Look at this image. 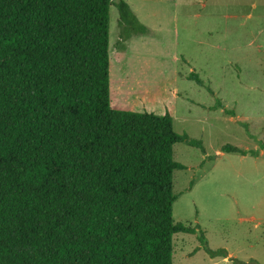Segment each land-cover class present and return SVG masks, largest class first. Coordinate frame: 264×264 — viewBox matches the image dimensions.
I'll return each instance as SVG.
<instances>
[{"label": "trees", "instance_id": "16d2710c", "mask_svg": "<svg viewBox=\"0 0 264 264\" xmlns=\"http://www.w3.org/2000/svg\"><path fill=\"white\" fill-rule=\"evenodd\" d=\"M113 5L146 31L125 0H0V264H174L197 233L174 220V146L202 142L113 105Z\"/></svg>", "mask_w": 264, "mask_h": 264}, {"label": "rangeland", "instance_id": "374dc122", "mask_svg": "<svg viewBox=\"0 0 264 264\" xmlns=\"http://www.w3.org/2000/svg\"><path fill=\"white\" fill-rule=\"evenodd\" d=\"M125 1L146 31L124 29L112 6L113 105L170 111L174 131L203 145L174 146L186 167L174 220L197 229L174 236V264H264V0Z\"/></svg>", "mask_w": 264, "mask_h": 264}, {"label": "crops", "instance_id": "0c3cea01", "mask_svg": "<svg viewBox=\"0 0 264 264\" xmlns=\"http://www.w3.org/2000/svg\"><path fill=\"white\" fill-rule=\"evenodd\" d=\"M220 154H222V152H219ZM232 255L231 254H229V255H227V257L226 258H230Z\"/></svg>", "mask_w": 264, "mask_h": 264}]
</instances>
